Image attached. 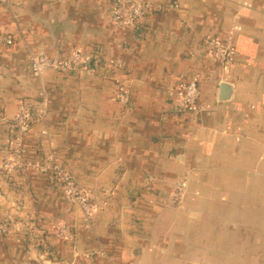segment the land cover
<instances>
[{"label":"crops","instance_id":"obj_1","mask_svg":"<svg viewBox=\"0 0 264 264\" xmlns=\"http://www.w3.org/2000/svg\"><path fill=\"white\" fill-rule=\"evenodd\" d=\"M145 1L156 8L141 29L113 24L112 0L0 3V34L14 39L0 44V264H264V0ZM208 37L231 39L228 65ZM75 50L102 67L33 74L32 55ZM193 76L205 110L179 111L171 91ZM21 102L46 108L25 158L55 150L99 203L91 225L50 174L1 169ZM22 220L36 230L15 229ZM61 222L73 238L57 237Z\"/></svg>","mask_w":264,"mask_h":264},{"label":"built area","instance_id":"obj_2","mask_svg":"<svg viewBox=\"0 0 264 264\" xmlns=\"http://www.w3.org/2000/svg\"><path fill=\"white\" fill-rule=\"evenodd\" d=\"M113 9L111 13V22L118 27H133L141 29L143 20L148 13L156 8L155 5L145 0H112ZM0 3L7 7L12 6L11 0H0ZM13 38L5 34H0V44H11ZM207 45L212 57L220 65L225 66L230 63L233 55L234 47L230 38L221 40L216 37H208ZM31 69L34 75L39 76L45 70L53 69L61 72L82 71L95 73L102 63L95 56H89L81 51H73L66 57L48 56L46 54H37L31 56ZM2 75V64L0 63V76ZM176 107L179 111L196 113L204 109L199 103L201 91L199 87V79L193 76L189 81L181 86L178 90L171 91ZM122 102H129V94L123 92L119 95ZM37 110H31L26 102L19 104V110L13 119L12 142L9 149L6 150L4 161L1 165L3 172L12 176L17 171L29 168L28 162H25V146L24 136L27 131L35 124L44 120L46 116V108L44 105ZM45 163H36L33 167L39 168L44 173L50 174L54 180L61 186L65 200L75 203L78 207L89 216L96 204L90 199L89 195L81 192L76 184L73 175L68 171L63 163L59 160L55 150L51 149L47 153ZM150 183L154 182L151 177ZM185 181L179 182L174 192L175 202H182V191L184 190ZM1 225L2 231H6ZM8 228V227H7ZM61 234L64 236L73 235L70 229L62 228Z\"/></svg>","mask_w":264,"mask_h":264},{"label":"rangeland","instance_id":"obj_3","mask_svg":"<svg viewBox=\"0 0 264 264\" xmlns=\"http://www.w3.org/2000/svg\"><path fill=\"white\" fill-rule=\"evenodd\" d=\"M2 4V3H1ZM3 5V4H2ZM5 6V5H4ZM17 12H15V16L17 17V14H16ZM14 16V17H15ZM75 51H79V50H75ZM205 110V107H204V109L202 110V111H204ZM24 160H25V162H28V164L29 165H31V166H29V168H27V169H33L34 167V165L36 164V163H40V162H38V161H30V160H27L26 158H25V156H24ZM4 161V160H3ZM36 168V167H35ZM27 169H25V171L27 170ZM23 171V170H22ZM75 179V178H74ZM76 181V180H75ZM182 181V180H181ZM181 181H179V182H181ZM183 181H185V184H184V190L182 191V202H175V197H174V192L176 191V189H177V185L179 184V182L177 183V185H175V187H174V189H173V191H172V194H171V196H172V199H173V203L176 205V206H181V205H183L184 203H185V199H186V196H187V192H188V180L187 179H184ZM76 184L78 185V187L80 188V190H81V192L82 193H84V194H87V195H89L78 183H77V181H76ZM61 187V186H60ZM62 189V188H61ZM65 196H64V194H63V192H62V198L65 200V198H64ZM90 197V196H89ZM90 199H92V201L96 204V206L94 207V210L92 211V213L89 215V216H87L85 213H83L82 212V210L78 207V205L77 204H75V203H72V202H69V201H67V200H65L67 203H69V204H72V205H74L80 212H81V214H82V219H83V221L86 223V224H88V225H91L92 224V221H93V218H94V214L99 210V208H100V206H99V203H98V201H96L95 199H93V198H91L90 197ZM32 219V218H31ZM30 223V224H29ZM14 224V223H13ZM16 224H18L17 226H15V229H18V231L20 230V231H25V229H27V231H29L30 229H32L33 231L34 230H36L34 227H36V225H34V223H32L31 221H27V222H24L23 220L22 221H19L18 223H16ZM15 224V225H16ZM27 226H26V225ZM3 225V224H2ZM5 228H6V231L8 232V228H7V226H4ZM1 228V227H0ZM62 228H66V229H70L71 231H72V228H71V226L69 225V224H67V223H65V222H61V223H59L57 226H56V228H55V231H56V235H57V237H59V238H64V239H71V238H73V235H71L70 237L69 236H64V235H62L61 234V229ZM2 229V228H1ZM29 241V240H28ZM32 244H31V243ZM30 242H28V244H29V246H30V244L33 246V245H35V243H38V238L36 237V236H32L31 237V240H30ZM28 246V247H29ZM32 246H30V247H32ZM34 247V246H33ZM36 248H38V247H36ZM38 256V255H37Z\"/></svg>","mask_w":264,"mask_h":264},{"label":"water","instance_id":"obj_4","mask_svg":"<svg viewBox=\"0 0 264 264\" xmlns=\"http://www.w3.org/2000/svg\"><path fill=\"white\" fill-rule=\"evenodd\" d=\"M233 91H234V86L231 83L227 81H222L220 83V93H219L218 100L219 101L230 100L232 97Z\"/></svg>","mask_w":264,"mask_h":264}]
</instances>
